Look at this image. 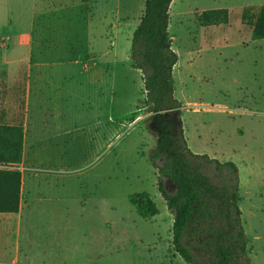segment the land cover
I'll return each instance as SVG.
<instances>
[{
  "label": "rangeland",
  "instance_id": "1",
  "mask_svg": "<svg viewBox=\"0 0 264 264\" xmlns=\"http://www.w3.org/2000/svg\"><path fill=\"white\" fill-rule=\"evenodd\" d=\"M263 4L173 0L168 27L184 138L193 154L238 167L252 264H264V39H252L242 11ZM144 7L0 0V122L26 124L22 162L0 164L24 178L18 264H185L149 159L154 114L130 57ZM219 8L227 24L196 21ZM204 171L219 182L213 164ZM143 192L158 208L149 219L130 202ZM16 234L0 226V263L14 264Z\"/></svg>",
  "mask_w": 264,
  "mask_h": 264
},
{
  "label": "trees",
  "instance_id": "2",
  "mask_svg": "<svg viewBox=\"0 0 264 264\" xmlns=\"http://www.w3.org/2000/svg\"><path fill=\"white\" fill-rule=\"evenodd\" d=\"M172 2L145 0L142 18L132 37L130 57L132 66L143 73L146 103L160 131L149 159L158 173V190L174 215L173 250L185 264H252L240 208L238 167L233 162L221 163L193 154L184 138L182 104L174 95L173 70L178 54L168 31ZM242 19L250 27L253 40L264 39V4L256 11L244 8ZM196 21L203 27L225 25L229 10H205L197 14ZM24 138L22 121L0 122V164L22 162ZM212 164L218 183L204 171ZM22 179L21 171L0 168V213L20 211ZM167 181L176 186L174 193L169 192ZM130 202L144 219L158 214L148 193L131 195Z\"/></svg>",
  "mask_w": 264,
  "mask_h": 264
},
{
  "label": "crops",
  "instance_id": "3",
  "mask_svg": "<svg viewBox=\"0 0 264 264\" xmlns=\"http://www.w3.org/2000/svg\"><path fill=\"white\" fill-rule=\"evenodd\" d=\"M50 80L53 82L52 75L50 76ZM17 121H22L23 126L25 127L26 124H24V119L22 117L18 118ZM25 146L26 145L24 144V151H25ZM23 201H24V178L22 179V204L20 211L18 213H0V226H2L3 229L6 228L8 230H13V231L16 230L17 232L16 234L17 240L15 243V255L13 260L14 264H18L20 258L19 234L22 225Z\"/></svg>",
  "mask_w": 264,
  "mask_h": 264
},
{
  "label": "water",
  "instance_id": "4",
  "mask_svg": "<svg viewBox=\"0 0 264 264\" xmlns=\"http://www.w3.org/2000/svg\"><path fill=\"white\" fill-rule=\"evenodd\" d=\"M160 113H163V112H160ZM171 114H172V113H171ZM167 115H170V113H167ZM173 116H174L175 119L178 118L176 114H174ZM178 124H179V122L177 121V125H178ZM153 125H154V122L151 124V126H153ZM154 128H155V127H154Z\"/></svg>",
  "mask_w": 264,
  "mask_h": 264
},
{
  "label": "flooded vegetation",
  "instance_id": "5",
  "mask_svg": "<svg viewBox=\"0 0 264 264\" xmlns=\"http://www.w3.org/2000/svg\"><path fill=\"white\" fill-rule=\"evenodd\" d=\"M174 130H176V128H175ZM159 133H160V131H157V132H156V134H159Z\"/></svg>",
  "mask_w": 264,
  "mask_h": 264
},
{
  "label": "built area",
  "instance_id": "6",
  "mask_svg": "<svg viewBox=\"0 0 264 264\" xmlns=\"http://www.w3.org/2000/svg\"><path fill=\"white\" fill-rule=\"evenodd\" d=\"M11 169V168H10Z\"/></svg>",
  "mask_w": 264,
  "mask_h": 264
}]
</instances>
